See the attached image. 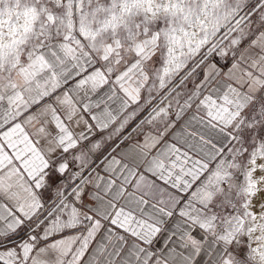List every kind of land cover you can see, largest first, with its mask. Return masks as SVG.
I'll return each instance as SVG.
<instances>
[{
    "label": "snow or ice",
    "instance_id": "snow-or-ice-1",
    "mask_svg": "<svg viewBox=\"0 0 264 264\" xmlns=\"http://www.w3.org/2000/svg\"><path fill=\"white\" fill-rule=\"evenodd\" d=\"M0 264H264V0H0Z\"/></svg>",
    "mask_w": 264,
    "mask_h": 264
}]
</instances>
